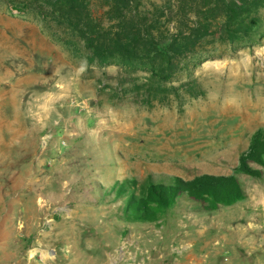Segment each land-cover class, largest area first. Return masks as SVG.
<instances>
[{"label":"rangeland","instance_id":"1","mask_svg":"<svg viewBox=\"0 0 264 264\" xmlns=\"http://www.w3.org/2000/svg\"><path fill=\"white\" fill-rule=\"evenodd\" d=\"M257 17L251 42H208L162 99L145 66L74 57L60 28L0 0V264H264V168L237 174L231 206L153 223L124 219L111 193L235 172L264 136Z\"/></svg>","mask_w":264,"mask_h":264},{"label":"trees","instance_id":"2","mask_svg":"<svg viewBox=\"0 0 264 264\" xmlns=\"http://www.w3.org/2000/svg\"><path fill=\"white\" fill-rule=\"evenodd\" d=\"M7 1L60 28V40L74 57L91 63L114 59L130 67L145 66L150 76L144 85L150 95L170 86L177 72L204 58L207 50L203 46L208 42H251L258 11L264 7V0ZM168 92L165 89L159 95L164 99ZM252 165L264 168L261 130L251 136L231 175L169 177L160 182L149 180L140 187L132 180L116 183L111 193L115 201H122V216L130 222L153 223L173 213H208L245 198L237 174L261 178L262 170Z\"/></svg>","mask_w":264,"mask_h":264}]
</instances>
